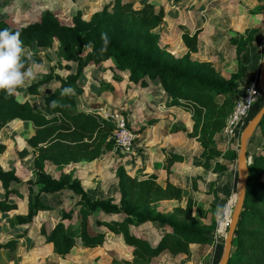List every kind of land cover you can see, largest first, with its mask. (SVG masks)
Instances as JSON below:
<instances>
[{
	"label": "trees",
	"instance_id": "trees-1",
	"mask_svg": "<svg viewBox=\"0 0 264 264\" xmlns=\"http://www.w3.org/2000/svg\"><path fill=\"white\" fill-rule=\"evenodd\" d=\"M162 17L163 10L155 12L150 3L136 9L131 0H111L89 20L83 19L81 11H77L71 15L69 23H63L51 10L45 9L38 20L20 27L0 23V129L14 119L31 122L35 128L25 139L33 157L34 178L25 181L31 196L26 212L15 213L9 218L11 228L26 226L39 212L52 208L42 200L43 193L68 190L78 196L76 206L62 212L61 220L50 230L41 229L45 242L52 244L59 255L69 253L77 237L84 248L102 246L107 233L121 234L126 244L133 248L132 254L144 261L165 250L186 253L191 244L212 242L211 231L216 219L205 226L189 214L185 219L179 217L184 211L181 208L168 214L155 209L154 205L162 200L182 197V188L170 181L161 185L154 175L138 179L119 165L116 171L119 201L115 203L107 198H91L76 177L63 172L54 177L46 171L48 164L63 166L83 159L92 160L115 145L113 121L86 111L77 103V97L83 93L82 85L77 82L83 70L108 60L113 61L119 72H127L128 80L135 85L140 87L148 80L158 81L169 96L170 105L192 109L193 130L198 133L202 147L199 157L209 161L220 154L216 136L234 105L238 75L225 79L210 63L190 57V53L198 49V31L192 35L182 34L187 52L180 58H172L161 48L158 35L152 32ZM257 31V28H250L243 34L229 37L237 56L252 45V34ZM44 58L55 59L65 73L50 70L27 84V93L36 95L42 85L52 80L57 83L52 89L45 87L43 107L39 109L27 99H18L15 85L20 84L17 83L19 78L30 66L43 63ZM69 63H75L73 70ZM115 79L120 80V75L116 74ZM155 121L150 119L148 124ZM256 128H264V115ZM164 152L165 163L169 166L183 159L182 154ZM236 156L234 153L233 157ZM205 167L209 168L210 163ZM247 168L243 205L226 264H264V150L252 156ZM20 182L12 169L0 166L1 213L17 209V201L9 196L23 197L17 186ZM187 209L190 213V205ZM73 212L78 220L77 233L71 225L63 223L73 217ZM94 214L91 224L89 217ZM146 222L163 229L155 244L129 229ZM12 230L7 238L0 240V249H12L26 236V228ZM205 264H212V261Z\"/></svg>",
	"mask_w": 264,
	"mask_h": 264
},
{
	"label": "rangeland",
	"instance_id": "rangeland-1",
	"mask_svg": "<svg viewBox=\"0 0 264 264\" xmlns=\"http://www.w3.org/2000/svg\"><path fill=\"white\" fill-rule=\"evenodd\" d=\"M109 1L111 0H0V23L10 27H20L38 20L40 13L45 9L51 10L63 23H69L71 15L77 11H81L83 19L89 20L94 12L100 10ZM131 1L136 9L150 3L155 12L162 9L164 17V9L158 6V0ZM209 7L208 15L212 16L216 11L214 16L217 17L216 19L212 16L211 20H215V23L220 20L225 29L217 37L212 38L213 45L204 42L206 38L202 37V30L197 29L198 49L190 53V57L210 63L217 74L225 79L237 74L236 89L255 78L260 79L264 46V0H210ZM159 25L152 29V32L158 35L161 48L172 58L182 57L187 52L182 35L183 49L175 53L171 52L170 48L162 43ZM250 28L258 29L252 34L253 43L237 56L235 47L229 43V37L243 34ZM46 52L49 53L50 50ZM55 64V59L44 58L43 63L30 66L19 78L17 83L20 84L15 85L17 98L27 99L31 105L41 109L45 87L52 89L57 83L52 80L42 85L39 88L40 93L36 95H29L26 86L43 77L50 70L60 74L65 73L64 68ZM61 64L65 63L61 61ZM69 65L71 70L75 68V63ZM242 66L245 68H241ZM116 74L120 75V80L115 79ZM77 82L83 87V93L77 97L80 108L94 113L97 110L117 112L124 116L127 125L133 131L139 128L143 130L135 133L136 138L130 153L122 152L114 145L112 149L103 150L92 160L83 159L63 166L48 164L46 171L49 174L54 177H58L61 172L69 174L80 180L91 198H107L118 203L116 171L118 166L122 165L132 177L141 179L154 175L161 185L170 181L182 188V197L179 200H162L154 205L155 209L162 213H172L176 208H181L184 211L178 214L179 217L185 219L189 214L205 226H210L224 213L231 216L238 194L237 160L242 130L234 136H227L222 129L216 136L220 154L205 161L199 157L202 147L198 142V133L193 130V110L180 106L170 107V98L158 81L148 80L145 86L139 87L128 80L127 72H119L114 68L113 61L108 60L98 66L86 67ZM263 103L262 93L252 107L248 120ZM150 119L156 121L148 124ZM157 121L161 124L160 129ZM34 129L31 122L6 124L1 128L3 144L0 151V166L5 170L14 171L21 181L17 186L23 192V197L9 196L11 200L17 201V209L7 213L0 212V240L7 238L12 229L20 231L26 228V236L20 239L14 248L0 249V264H199L200 262L205 264L208 260L212 261V264H218L224 250L227 230L222 231L215 241L216 225L211 231V243L191 244L190 250L186 253L165 250L149 261L135 257L132 254L133 248L126 244L121 234L115 233H107L103 245L95 248H84L77 237V243L71 251L59 255L54 252L52 244L45 242L41 229L44 227L50 230L61 220L62 212L76 206L78 196L68 190L52 194L43 193L42 200L52 208L39 212L34 221L26 226L11 228L9 218L15 213H25L28 198L31 196V189L27 188L25 181L33 179L34 176L30 147L25 139L34 132ZM161 143L164 146L160 147L163 152L171 150L182 153V161L170 166L165 163V158H161L159 153ZM262 150H264V128H255L247 142L248 162H251L254 154ZM234 153L237 154L236 157H233ZM206 163H210L209 168L205 167ZM2 195L3 188L0 183V198ZM188 205H190V213H188ZM72 216L63 223L71 225L74 233H77L78 220L74 212ZM95 216L96 214L89 217L91 224ZM129 229L146 238L150 244H155L163 232L162 228L152 222L136 227L130 226Z\"/></svg>",
	"mask_w": 264,
	"mask_h": 264
},
{
	"label": "crops",
	"instance_id": "crops-1",
	"mask_svg": "<svg viewBox=\"0 0 264 264\" xmlns=\"http://www.w3.org/2000/svg\"><path fill=\"white\" fill-rule=\"evenodd\" d=\"M158 1H159L158 6H162L165 13L163 20L159 25L160 38L162 40V43L166 45L167 48H170L171 52L174 51L175 53L176 51H181L183 49V47L181 48V35L184 33L192 35L197 29H201L202 37L206 38L204 39L205 40L204 42L213 45L214 39L212 38L217 37L219 33H221L225 29L223 23L220 20H217L218 23H215V20H211V17L215 15L214 13L216 11L213 12L212 16L208 15V12H210V7H209L210 0H158ZM215 17L216 16H214V18ZM170 107L177 108V106L175 105H171ZM17 122L23 123L25 121H22L20 119H14L8 122L7 125H13ZM157 126L158 129L161 128V124L158 121H157ZM32 134L33 132L31 133V135ZM160 147H164L163 143L159 145V148ZM159 153L161 154L160 156L161 158H165V154L161 150V148L159 150ZM176 153L182 154L180 152H176ZM31 159L33 162L32 154H31Z\"/></svg>",
	"mask_w": 264,
	"mask_h": 264
},
{
	"label": "built area",
	"instance_id": "built-area-1",
	"mask_svg": "<svg viewBox=\"0 0 264 264\" xmlns=\"http://www.w3.org/2000/svg\"><path fill=\"white\" fill-rule=\"evenodd\" d=\"M263 91L259 78L246 85H241L236 89L234 105L232 110L227 115L223 132L227 136H234L239 133L248 121L249 113L261 97ZM99 116H104L111 119L115 125L112 131V138L115 145L122 152L130 153L133 148V142L136 138L135 132L127 125L126 119L122 114L117 112H104L97 110L95 112ZM3 144V133L0 129V146ZM230 222V214H223L216 218V232L214 235L215 241L221 235L222 231L227 230ZM199 264H202L201 262Z\"/></svg>",
	"mask_w": 264,
	"mask_h": 264
},
{
	"label": "water",
	"instance_id": "water-1",
	"mask_svg": "<svg viewBox=\"0 0 264 264\" xmlns=\"http://www.w3.org/2000/svg\"><path fill=\"white\" fill-rule=\"evenodd\" d=\"M260 74H261L260 83L264 94V46L262 52ZM263 115H264V103L259 108V110L247 121L246 125L243 127L240 133V144H239V153L237 160V166L239 171L238 194L230 216V222L225 237L224 250L218 264H226L231 252L232 240L235 232V227L238 221V217L240 214V210L243 205V199L245 195V188H246V182L248 176L247 166L249 162L247 159V142L249 137L252 135L254 129L259 124Z\"/></svg>",
	"mask_w": 264,
	"mask_h": 264
}]
</instances>
